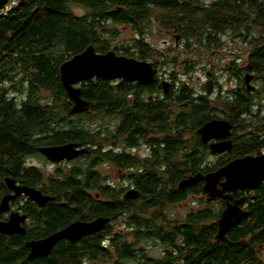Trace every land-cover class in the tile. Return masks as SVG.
<instances>
[{
	"label": "trees",
	"instance_id": "1",
	"mask_svg": "<svg viewBox=\"0 0 264 264\" xmlns=\"http://www.w3.org/2000/svg\"><path fill=\"white\" fill-rule=\"evenodd\" d=\"M18 2L7 14L0 13V201L8 191V177L28 187L45 181L46 176L36 165L28 163L39 154V147L78 142L98 148L91 150L88 168L75 167L68 175L59 172V176L65 175L63 181L51 180L50 191L55 199L41 212L32 201L23 206L34 221L25 234L0 232V264H81L86 249L95 246L87 239L61 240L50 255L35 259H30L26 243L41 238L43 231H59L77 219L104 216L114 221L133 209L131 201L122 199L121 189L101 186L104 180L99 168L103 159L99 147L102 129L92 130L80 122L83 118L100 115L116 120L121 117V127L130 133L129 141H150V154L145 158L126 153L106 154V159L113 160L118 167L136 168L133 178L141 192L139 199L143 201L162 198L175 203L184 201L191 193L201 195V183L180 189V181L213 169L212 163L217 168L228 161L222 157L212 160L208 147L200 143L196 129L209 120L206 113L211 100L208 95L197 94L188 83L170 91V121L166 119L167 106H163V101L148 97L150 85L101 78L80 85L81 96L91 102L90 111L69 115L73 102L62 85L60 66L89 44L95 45L100 54L112 50L114 27H129L136 34L134 42L115 47V51L148 61L153 58L148 41L151 28L155 27L160 33L180 36L189 53L201 44L219 47L224 34L245 43L249 48L245 66L236 67V77L243 89L231 102H225L233 111V129L238 141L233 154L242 156L263 147L260 135L246 131L253 121L264 120L260 111L264 101L256 102L258 98L264 99L261 92L264 91V0ZM78 8L84 9V13H77ZM173 62L176 63V58ZM249 72L255 75L263 90L256 86L248 91L243 82ZM157 131L165 135L158 137ZM161 184L165 185L161 187ZM167 187H170L169 194ZM94 191L100 193L98 199ZM247 202L249 216L241 226L229 231L230 240L224 243L215 238L220 212L212 204L190 211L186 214L185 226L177 232L183 234L184 241L178 244L174 231L171 233L175 250L164 264H264V186L254 191ZM147 207V204L138 207L137 213L141 214ZM138 218L136 214L131 223L136 224ZM137 225H146V222L141 220ZM113 231L107 225L104 235ZM115 236V244L122 249L124 259H135L138 244L130 243L120 234ZM144 239H148L146 235L137 238Z\"/></svg>",
	"mask_w": 264,
	"mask_h": 264
},
{
	"label": "flooded vegetation",
	"instance_id": "2",
	"mask_svg": "<svg viewBox=\"0 0 264 264\" xmlns=\"http://www.w3.org/2000/svg\"><path fill=\"white\" fill-rule=\"evenodd\" d=\"M152 33L154 32V29L151 28ZM151 33V34H152ZM154 34V33H153ZM169 37H173L176 41L177 46H180V40L181 38H177L178 35L175 34H171V33H166ZM230 36L229 34H224L222 36V40H221V44L219 47H209L205 44H201L199 46H197L196 49V53L198 52L197 50L200 51V49L203 51L204 54H213V53H217L220 51V49L225 45V37ZM149 42V41H148ZM166 44L170 43L168 41H164ZM150 46H151V51L153 52V58L151 59V62L154 63V68L156 69V74H155V78L153 79V82L150 84V89L148 91V97L153 98L155 100L159 101H163V106H167L165 109L167 111V118L168 121H170V111H171V99H170V91L176 89V82L172 81L171 79L165 80V77L163 78V75L161 74V68H159L160 66H162L163 64L166 65L167 63H169L171 57H169V52L167 53L166 51L160 49L159 47L155 46L153 44V42H149ZM165 46V45H164ZM172 50V48H170ZM168 51H171V50ZM186 49V48H185ZM187 50V49H186ZM187 52H189L187 50ZM190 54V53H188ZM192 54V53H191ZM161 58V60L159 59ZM180 57H176V61L179 60ZM154 60V61H152ZM235 61H233V63L227 64V67H224V70L226 71V74L228 75V81H234L237 80L236 77V67L238 66L239 68H243L240 65H236ZM245 65V64H244ZM210 72V71H209ZM213 75L211 72L209 73V83L208 86L206 87L205 93H197V94H205L208 95V97L211 100L210 107L209 110L207 111L206 115L209 118V120H207L206 122H204L198 129L202 128L205 124H207L208 122L212 121V120H227L230 121L231 123H233L232 121V114L233 111L232 109L227 105V103H225L226 101H232L234 99V97L239 93H241V89H243V87L240 85L239 88L237 89L238 91L233 92L231 94V92H227L225 93L223 91L224 87L222 85L217 86V92H215V83H218L219 81H215V78H213ZM117 81H122V80H117ZM165 81H168L170 83V87L168 89V91H166L165 89ZM238 81V80H237ZM257 81V79L255 78L253 80V83ZM245 83V79L244 82ZM246 85V83H245ZM247 87H245V90ZM249 91V90H248ZM251 92V91H250ZM218 93L216 98H212V96H215ZM250 96V95H249ZM263 103V102H262ZM215 104L219 105V106H215ZM260 105V104H258ZM257 106V105H256ZM261 109V110H260ZM259 110L261 111V114H264V104L261 105V108ZM258 110V109H257ZM117 124L115 126H108L104 129H102V135H101V139H100V149H101V153L103 155V159L102 160V165H111L112 167L116 168L118 170L119 173H121V180L122 183H114L112 182V177L106 174V172H102L103 176H104V180L103 183L101 184V186L107 187V186H116L117 188L122 190V199L124 200H128L131 201L132 205H134L133 209H129L130 211H126L125 213H123V215L119 216L118 219L116 220H112L111 222L107 223V225H111V228L114 230L112 234L109 235H104L105 232V228L107 225H105V227L99 231V232H95L92 234H89L85 237H83L84 239H87V242L89 243H93L95 244V246H91L88 247L87 253L84 255V257L81 260V264H164V262H168L169 260H167L170 257V254L175 250V248H172V244H171V238L172 235L171 233L173 232L176 235V242L178 244H181L184 241V236L181 233H177L178 232V228H182L185 226L186 224V214H172L171 213V206L175 205L177 206L178 204H181L182 202H184L185 200H187V198H189L191 195H195L197 196L198 194L195 193H191L188 194L189 196L184 200V201H179V202H175V203H171L166 201V199H162V198H155L149 202H147V200H141L139 199L140 197L138 196V198H126L124 197L129 190L131 189H137L139 190V188L137 187V185L135 184V178H133L134 173L136 168L134 166H130L127 165L128 167L123 168V167H118L115 162L111 159H106V154L107 153H113V154H119V153H126L128 155L131 156H136V157H141L136 151L139 149L140 146L145 145L148 147L149 150V154H150V141L149 140H143V142H139V141H129V136L130 133L126 132V130H124L121 126H122V118H118L116 119ZM233 126H235V124L233 123ZM233 129V128H232ZM158 133L156 134V136L158 137H162L163 135H165V133L163 134L160 131H157ZM197 132V129H196ZM247 134H258L260 135V137L262 138V140H264V120H255L252 122L251 126L249 128H247ZM115 134H117L118 136L115 137ZM198 136H199V140L201 141L200 143H202V135L199 134L197 132ZM232 139L233 142V147L231 151H226L224 153L216 154L213 155L212 153V148L211 145L213 143H219L220 141L226 140V139ZM237 140V135L234 134V129H233V135L231 137H227V138H214L211 141H209L207 144H204L205 146L208 147V151L211 159L215 161H217V159H220L221 157L226 160L228 159V161L221 165L225 166L227 165L230 161H233L235 159L238 158H242V157H246L249 155H253V156H259L264 154V145L263 147L260 149V151L258 152H253V153H246L242 156H234L235 154L234 151L237 148L238 145V141ZM78 143V142H77ZM80 147H85L89 149V153L81 155L79 157H77L74 160H63L61 162H51L47 157H45L40 151L39 154L37 156H40V158L42 157L43 160L45 162H48V165H51L53 167H55V169L50 172L47 173L45 172V170L41 167L36 165V167L42 172L43 175L46 176L45 181L42 182V184L40 183L38 186H29V187H35L38 188L39 190H41L43 192L44 195L47 196H51L53 197V199L47 200V202L43 205H39L37 202L33 201L32 199H30L29 197L23 195L21 197H19L17 200H12L11 202V209L8 212L2 213L1 218L5 221H8L11 217V214L14 212H20V214H26V212L23 210V206L28 203L29 201H32L34 203L37 204L38 206V210L41 212L43 210V208H45L44 206H46L48 203L53 202L55 197L53 195V193L50 191V187L53 186V183L51 182V180H56L59 179L58 181H63V177L65 175H68L69 172H71V170H64L62 169V167L64 166H70L72 164H74L75 162H77L78 160L84 158V157H90L91 155V150L93 148L97 149L98 147H96L97 145H92V144H88V145H83L81 143ZM148 154V155H149ZM147 155V156H148ZM37 156H34L30 159H33ZM90 159V158H89ZM211 160V161H212ZM29 163V162H28ZM31 165H35L33 163H30ZM215 163H212V168L211 170L207 171V172H202L204 174H208V173H212L216 170H218L219 168H221L220 166H218L217 168H214ZM59 172H63V174H65L63 177L59 176ZM199 173V172H198ZM14 179V178H13ZM112 179V180H111ZM108 181H111L110 183H108ZM18 183V182H17ZM201 183V190L203 193H201L202 198H205L203 201L206 202L205 206L210 203L212 204V206H214L216 208V204H221V209H217V211L220 212V216L219 218H221L222 216V212L223 210L226 208L227 200L223 199V198H217L215 200L209 201V195L206 194V192L204 191L203 187L205 182H200ZM198 183V184H200ZM7 184V183H6ZM20 185H24L21 183H18ZM165 184H161V187L164 186ZM197 185V184H196ZM28 186V185H26ZM195 186V185H193ZM263 185H261V187H263ZM7 189L8 191L3 195L2 198H4L5 195L7 194H13L15 193L12 189H10V187L7 185ZM221 188V186H219ZM46 188V189H45ZM260 188V187H259ZM258 188V189H259ZM256 189V190H258ZM256 190H239L237 192H233V191H229L226 192V194H230V195H234V199L231 200V202L235 205L237 200L243 199V203L240 204L242 207H244L246 210H249L250 207L248 205L249 202H247V199L249 197V194H254V191ZM50 191V192H48ZM140 192V190H139ZM167 192L168 194L170 193V187H167ZM95 194V198L98 199V197H100V193L99 192H93ZM140 196H141V192H140ZM1 198V200H2ZM1 203V202H0ZM148 205L147 208H143L144 210H142L141 214L137 213L139 210H137V208H141L142 206ZM204 207V206H203ZM135 212V213H134ZM43 213V212H42ZM138 214L139 218L136 221L137 223H139L141 220H144L146 222V225H142V226H138L137 223L133 224L131 223L133 218L135 217V215ZM28 215V214H26ZM98 217L92 218L90 220H84V219H77V220H81V221H87V222H91V221H95V219H97ZM219 218H217V224L219 222ZM140 219V220H139ZM74 220L73 222L77 221ZM246 220V218H245ZM243 220L241 223H239L238 225L235 226H241V224L245 221ZM34 221L30 218V216L28 215V219L26 221V223L24 224V227L27 228V230L31 227V225H33ZM71 222V223H73ZM46 225V222H44ZM43 223V225H44ZM70 223V224H71ZM117 223V226L116 224ZM44 227V226H43ZM116 227H121V231H117L115 228ZM122 227H124L125 229H123ZM139 227V228H138ZM54 230L49 231H43V235L41 238H37V239H44L46 237H49L50 235H52ZM218 231V230H217ZM216 231V232H217ZM57 233V231H56ZM231 232L228 233V237L230 240V234ZM120 236H125L127 238V240L130 243H137L138 247H137V254L135 255V259H131V260H125L124 259V254L122 249H120V246L115 244V235H119ZM217 234V233H216ZM141 235H146L148 239H144L143 241H139L137 240L138 236ZM164 238V239H163ZM216 238V237H215ZM83 239V240H84ZM217 240V239H216ZM228 240V241H229ZM82 241L79 240L77 242ZM175 242V244H176ZM177 245V244H176ZM175 245V246H176ZM179 246V245H177ZM170 259V258H169Z\"/></svg>",
	"mask_w": 264,
	"mask_h": 264
},
{
	"label": "water",
	"instance_id": "3",
	"mask_svg": "<svg viewBox=\"0 0 264 264\" xmlns=\"http://www.w3.org/2000/svg\"><path fill=\"white\" fill-rule=\"evenodd\" d=\"M9 1L0 0V12ZM177 38H180V36H177ZM153 66L154 63L151 61L121 55L115 50L100 54L95 45L89 44L83 52L68 58L60 66L59 72L62 85H64L73 102L72 107L69 109V115L74 116L90 111L91 102L81 96L82 87L80 85L82 82L101 78L104 81L122 80L147 86L155 78L156 69ZM244 77L247 89L254 90L256 88L253 83L255 75L249 72ZM164 85L166 91H168L170 83L165 81ZM233 127V123L230 121L216 119L197 129V132L202 135V143L207 144L214 138L231 137ZM232 147L231 138L211 145L213 155L231 151ZM37 150L51 162L74 160L89 153L88 148L80 147L77 142H69L66 145L41 146ZM202 181L205 182L203 189L209 195V201L219 197L227 200L228 204L223 210L221 218H219L216 234L218 242H227L229 231L249 216V210L240 205L243 203V199L237 200L234 205L231 202L234 195L226 194V192L233 191L235 193L239 190H256L261 187L264 184V154L235 159L212 173L199 172L190 175L180 181L179 188L185 189ZM6 183L15 193L7 194L2 198L0 201V214L11 209L10 201L17 200L23 195L39 205L53 199L51 196L44 195L38 188L18 184L11 177L6 179ZM138 196H140L139 190L131 189L124 197L134 199ZM27 219L28 215L20 214V212L12 213L8 221L3 220L0 215V232L7 235L25 234L27 228L24 227V224ZM111 221L110 217L104 216L91 222L77 220L49 237L28 240L26 245L30 249L29 257L30 259L46 257L52 253L51 251L61 240L67 239L71 242H77L89 234L101 231Z\"/></svg>",
	"mask_w": 264,
	"mask_h": 264
},
{
	"label": "rangeland",
	"instance_id": "4",
	"mask_svg": "<svg viewBox=\"0 0 264 264\" xmlns=\"http://www.w3.org/2000/svg\"><path fill=\"white\" fill-rule=\"evenodd\" d=\"M84 9L78 8L77 13H84ZM119 31V35L115 31ZM154 34H150L149 42H153V44L160 49L166 51L169 54V57H172L173 60L176 57H180L179 60L173 62L172 59H170L169 63L166 65H162L159 68H161L160 72L163 75V78L165 77V80L171 79L172 81L176 82V88L180 85H183V83H188L191 88L194 89L197 93H205L206 87L209 83V73L211 72L213 75V78H215V81H219L218 83H215V92H217V86L222 85L224 87L223 91L227 93L228 91L233 92L238 91L239 83L237 80L228 81V75L226 74V71L224 70V67H227V64L233 63V61L237 62L235 64L240 65L244 67V63L246 62V58L248 55L249 48L245 43H242L241 41H238L237 39H233V36L225 37V45L220 49L219 52H215L213 54H204L203 51L200 49L197 50L196 53L193 52L192 54H188L187 52L185 42L181 39L180 46H177L176 41L173 37H169L166 32L160 33L158 27L153 28ZM112 31L115 33V38L113 40V47H121L126 44H131L136 39V34L133 30H131L129 27H114ZM164 41H168L170 43L166 44ZM165 45V46H164ZM112 50H115V49ZM172 48V50L170 49ZM171 51H168V50ZM161 60V58H159ZM154 61V60H152ZM232 66V65H231ZM210 71V72H209ZM168 82V81H167ZM255 86H257L256 89H262L260 86V82L257 80L254 82ZM263 90V89H262ZM262 92V98H264V91ZM148 95V94H147ZM218 93L215 96H212V98H216ZM264 99L258 98L256 102H263ZM215 106H219L215 104ZM258 105L255 107V111L257 112ZM177 110V109H176ZM84 125H89L92 130H99L104 129L108 126H115L118 121L115 119L100 116V115H94L90 118H83L82 121H80ZM141 157L145 158L149 154L148 147L145 145H142L139 147V149L136 151ZM215 160V159H214ZM89 158L84 157L74 164L70 166H64L62 169L66 170H73L75 167H78L79 169H86L89 166ZM29 163H33L35 165L41 166L45 172L50 173L52 172L55 167L48 165V162H45L43 158L40 156H37L33 159H29ZM103 172H106V174L112 177V182L114 183H122L121 180V173L118 172V170L111 165L108 164H101L99 167ZM249 196L251 194L248 193ZM205 198H202L201 196H195L194 194L191 195L187 200L182 202L181 204H178L177 206L172 205L170 208L172 214H188L190 211L198 210L203 208L205 206V203L203 200ZM221 204H216V208L221 209ZM117 226V223H115ZM125 229L124 227H122ZM117 231H121V227L115 228Z\"/></svg>",
	"mask_w": 264,
	"mask_h": 264
},
{
	"label": "built area",
	"instance_id": "5",
	"mask_svg": "<svg viewBox=\"0 0 264 264\" xmlns=\"http://www.w3.org/2000/svg\"><path fill=\"white\" fill-rule=\"evenodd\" d=\"M18 0H10L6 5L4 9H1V14H7L11 8L18 5Z\"/></svg>",
	"mask_w": 264,
	"mask_h": 264
}]
</instances>
